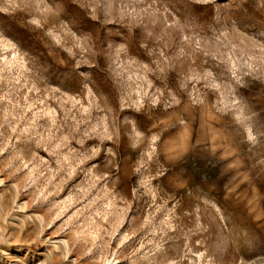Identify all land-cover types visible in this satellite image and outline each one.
Returning a JSON list of instances; mask_svg holds the SVG:
<instances>
[{
  "label": "rangeland",
  "instance_id": "1",
  "mask_svg": "<svg viewBox=\"0 0 264 264\" xmlns=\"http://www.w3.org/2000/svg\"><path fill=\"white\" fill-rule=\"evenodd\" d=\"M0 264H264V0H0Z\"/></svg>",
  "mask_w": 264,
  "mask_h": 264
}]
</instances>
